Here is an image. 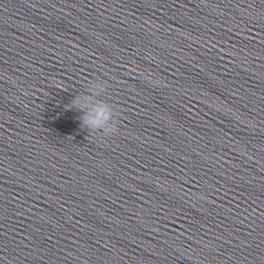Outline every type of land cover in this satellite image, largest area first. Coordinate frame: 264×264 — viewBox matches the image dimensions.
<instances>
[{"label":"clouds","instance_id":"obj_1","mask_svg":"<svg viewBox=\"0 0 264 264\" xmlns=\"http://www.w3.org/2000/svg\"><path fill=\"white\" fill-rule=\"evenodd\" d=\"M106 84L102 80H90L66 107L81 113V127L104 137L115 134L118 124L113 106L102 99Z\"/></svg>","mask_w":264,"mask_h":264}]
</instances>
